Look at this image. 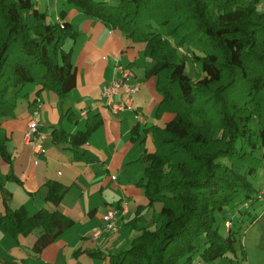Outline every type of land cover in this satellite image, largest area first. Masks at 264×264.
Masks as SVG:
<instances>
[{
    "label": "trees",
    "instance_id": "obj_1",
    "mask_svg": "<svg viewBox=\"0 0 264 264\" xmlns=\"http://www.w3.org/2000/svg\"><path fill=\"white\" fill-rule=\"evenodd\" d=\"M68 1L144 45L154 62L146 78H156L163 97L157 117L172 115L163 128L148 129L155 150L141 186L150 207L161 203L158 216L112 264H192L202 246L205 262L236 253V233L231 227L222 234L218 217L234 203L259 199L253 180L264 167V0ZM48 17L32 0H0V123L28 83L40 86L38 93L53 89L62 96L76 88L66 44L78 32L71 22ZM188 59L202 78L186 73ZM94 129L73 136V144L83 145ZM0 155L10 159L4 138ZM46 186L55 210L0 212L4 233L41 230L37 254L75 223L59 209L66 188L55 181Z\"/></svg>",
    "mask_w": 264,
    "mask_h": 264
},
{
    "label": "crops",
    "instance_id": "obj_2",
    "mask_svg": "<svg viewBox=\"0 0 264 264\" xmlns=\"http://www.w3.org/2000/svg\"><path fill=\"white\" fill-rule=\"evenodd\" d=\"M74 17L66 20L78 32L74 46L81 36L85 39L81 47H71L77 70L76 88L62 96L38 93V86L35 93L23 95L27 100L25 109L15 112L17 104L14 113L0 123V131L4 132L0 138L5 139L10 154L9 160L0 155V199L4 208L0 212L22 207L29 214L43 208L55 210L46 199V185L49 181L58 182L66 188L59 209L75 223L39 256L35 255L36 263L64 264L65 258L67 264H112V257L130 248L144 223H155L159 203L150 207L141 186L146 183V158L155 150L153 134L148 129L163 128L172 115L157 117L163 97L156 78H146L152 66L148 68L144 63V45L132 44L111 26L90 16H84L83 24H78L82 30H77ZM117 59L134 72L130 83L139 89L135 96L137 110L120 114L108 109L102 98L103 87L118 77ZM138 65L145 68L142 76L134 70ZM72 100H77L78 109ZM36 109L40 112L41 129H51L44 152L37 155L24 142ZM94 126L87 142L73 144V136ZM18 196L20 201L16 202ZM111 211L117 213L118 232H105L95 239L96 229L105 226L104 217ZM39 235L24 241L20 239L23 235L14 237L0 230L2 254L12 255L18 245L32 250Z\"/></svg>",
    "mask_w": 264,
    "mask_h": 264
},
{
    "label": "rangeland",
    "instance_id": "obj_3",
    "mask_svg": "<svg viewBox=\"0 0 264 264\" xmlns=\"http://www.w3.org/2000/svg\"><path fill=\"white\" fill-rule=\"evenodd\" d=\"M32 1L37 4L40 10L46 11L49 14L48 19L53 23L59 22V20H73L72 17L77 15L74 17V25L77 30L81 29L78 27V24H83L85 21L84 16L89 17V15L82 8L72 2H69L68 0H59L57 3H55L54 0ZM84 41V36H81L80 39H78L77 44L74 46V40H70L66 44V49L70 50L72 46L77 49L78 47H81ZM124 61H126V59ZM144 63L147 64L148 68L154 64L150 58H146ZM144 69L145 68L143 67L140 68L139 65L134 67V70L139 74V76L144 74ZM186 73L194 80H198L203 76L201 67L196 68L191 59L187 60ZM36 90H38V85L35 83H28L21 89L20 93L17 94L19 97H13L15 91L11 92V96L18 101V107L15 112L21 111L27 107V100L23 97V95L28 92L35 93ZM43 91L48 94H58L53 89H46ZM68 98H72V95H68ZM72 104L75 109H78L77 100H72ZM45 133L49 136L51 129L47 128ZM0 136L4 137V132L2 130L0 131ZM253 182L255 188L258 190L255 196L259 197V199L255 200L253 204L250 203V206L240 205L239 207H235L236 203H234L226 210L223 216L218 217L220 232L224 235L228 232L226 222L231 221V229L236 233L235 235L237 238L236 253H228L226 256L220 257L214 261L205 262L201 258V253L205 248L202 246L196 254L192 264H264V193H262L264 187V167L260 170L258 176L253 180ZM17 201H20L19 196L16 198V202ZM157 205L161 207V203ZM0 209L4 211L1 199ZM155 229V225L151 227V230ZM40 231L41 230L37 228L30 236H21L20 239L24 241L25 239H32V236L39 235ZM126 246H129V244H126ZM1 250L2 249L0 248V264H38V262L36 263V256H39V254H36L33 249L27 250L26 247H20L18 245L15 246L12 255L7 256L2 254ZM16 258L18 261H16ZM62 261L64 264H67L65 263V258H62ZM73 264H75V262H73Z\"/></svg>",
    "mask_w": 264,
    "mask_h": 264
},
{
    "label": "built area",
    "instance_id": "obj_4",
    "mask_svg": "<svg viewBox=\"0 0 264 264\" xmlns=\"http://www.w3.org/2000/svg\"><path fill=\"white\" fill-rule=\"evenodd\" d=\"M54 1L55 3L58 2V0ZM115 72L118 77L114 79L111 84L105 85L102 89V98L105 106L114 114L137 110L135 96L139 89L130 83L134 77V72L121 64L119 59H117ZM41 126L40 112L36 109L33 111L24 135V142L33 147L34 154L36 155L44 152V143L49 138L41 129ZM35 163H38L37 159ZM113 178L116 179V176H113ZM104 219L106 224L104 227L96 229L94 233L95 239L101 237L105 232L116 233L119 230L116 212H109ZM226 227L228 230L232 227L231 221L226 222Z\"/></svg>",
    "mask_w": 264,
    "mask_h": 264
}]
</instances>
